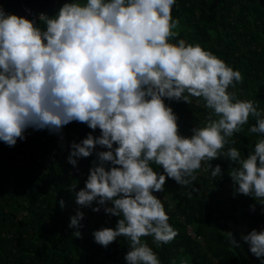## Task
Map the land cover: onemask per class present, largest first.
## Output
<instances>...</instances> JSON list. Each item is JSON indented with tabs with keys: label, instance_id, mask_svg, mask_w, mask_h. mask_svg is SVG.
<instances>
[{
	"label": "clouds",
	"instance_id": "clouds-1",
	"mask_svg": "<svg viewBox=\"0 0 264 264\" xmlns=\"http://www.w3.org/2000/svg\"><path fill=\"white\" fill-rule=\"evenodd\" d=\"M175 4L65 0L54 15L41 12L35 19L0 6V141L15 146L29 128L62 138V129L72 122L99 129V136L89 133L70 144L67 162L74 168L97 146L106 149L96 151L98 163L75 192V203L117 217L114 228L102 227L92 235L105 248L126 238V264H161L144 238L152 237L159 247L178 235L153 194L164 192L167 179L198 192L196 173L211 169L213 180L221 178L220 164L213 167L212 162L223 157L233 165L227 173L233 197L264 205V138L247 155L231 146L250 119L255 124L248 133L264 137V112L229 90L243 82L239 70L199 44L177 39ZM192 98L202 100L208 112L203 126L184 136L165 100L191 104ZM59 205L65 206L63 199ZM250 208L255 211V205ZM83 218L79 210L69 218L76 238ZM224 234L230 246H240L232 232ZM241 239L255 257H264V229Z\"/></svg>",
	"mask_w": 264,
	"mask_h": 264
},
{
	"label": "trees",
	"instance_id": "trees-1",
	"mask_svg": "<svg viewBox=\"0 0 264 264\" xmlns=\"http://www.w3.org/2000/svg\"><path fill=\"white\" fill-rule=\"evenodd\" d=\"M64 2L0 0V6L7 13L35 19L41 12L54 15ZM172 16L179 20L177 39L199 44L239 70L243 82L229 90L238 99L252 100L264 112V0H176ZM165 103L178 116L181 135L190 136L193 127L203 126L208 110L202 100ZM252 124L254 119L249 120ZM249 125L232 138L236 143L231 146L242 155L264 138L249 134ZM89 133L100 135L99 129L93 132L85 124L72 122L62 129V138L47 130L29 128L15 146L0 141V264H126V238L119 237L105 248L95 243L92 235L102 227L114 228L117 217L105 214L103 209L97 213L75 203V192L84 187L89 169L98 163L96 151L106 150L97 146L91 156L79 158L75 168L70 165V144L79 143ZM216 164H220L223 176L213 180L211 169L202 168L194 182L198 192L192 186H180L167 179L164 192L153 193L162 200L170 225L178 231L171 243L159 247L152 237L144 238L161 264H180L185 258L189 264L264 261V257H255L241 239L253 229H264V205L243 195L234 198L227 175L233 165L223 157L212 162L213 167ZM152 167L163 171L159 166ZM60 199L65 202L63 208ZM250 205H255V211ZM77 210L84 213L80 238L74 237L75 230L68 227L69 218ZM229 231L239 247L229 245L224 234Z\"/></svg>",
	"mask_w": 264,
	"mask_h": 264
},
{
	"label": "built area",
	"instance_id": "built-area-1",
	"mask_svg": "<svg viewBox=\"0 0 264 264\" xmlns=\"http://www.w3.org/2000/svg\"><path fill=\"white\" fill-rule=\"evenodd\" d=\"M27 12V14L29 15L30 14V12H28V11H26ZM33 18V17H32ZM96 136H98V135H96Z\"/></svg>",
	"mask_w": 264,
	"mask_h": 264
}]
</instances>
